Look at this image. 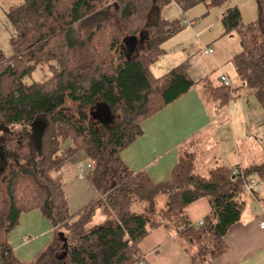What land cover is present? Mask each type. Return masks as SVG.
<instances>
[{"label": "trees", "instance_id": "trees-1", "mask_svg": "<svg viewBox=\"0 0 264 264\" xmlns=\"http://www.w3.org/2000/svg\"><path fill=\"white\" fill-rule=\"evenodd\" d=\"M227 1L24 0L10 9L14 53L8 57L0 50V193L9 199L0 264H25L7 236L33 210L55 227L52 245L33 264H140L141 243L159 228L178 238L192 264L226 252L227 234L246 209L243 186L254 175L264 178V163L238 166V175L225 167L201 175L185 147L170 181L155 184L146 173L131 170L121 152L141 137L143 121L199 84L188 76L186 63L161 78L151 72L165 53L164 43L182 29L166 20L164 8L176 3L185 12ZM221 22L222 36L239 34L242 51L232 62L240 85L209 87L212 103L225 110L248 91L264 109L262 11L255 25L244 26L241 11L227 8ZM127 38H139L143 51L131 54ZM37 71H47L46 78L28 83ZM36 124L44 130L41 141ZM80 152L91 161L85 175L98 198L71 214L63 186L51 173ZM202 198L211 213L194 224L187 209ZM98 214L103 219L96 224Z\"/></svg>", "mask_w": 264, "mask_h": 264}, {"label": "crops", "instance_id": "crops-1", "mask_svg": "<svg viewBox=\"0 0 264 264\" xmlns=\"http://www.w3.org/2000/svg\"><path fill=\"white\" fill-rule=\"evenodd\" d=\"M253 3L257 4L256 18L252 20L253 22L243 24L244 26L255 25L259 21L260 11L264 23V0H247L235 8L240 10ZM221 19L222 16L220 21ZM191 23L193 26H189L190 28L196 26L195 20ZM219 32L220 30L212 37L213 40L221 35ZM229 38L227 40L234 41V34L232 33ZM238 39L241 46L239 34ZM240 52L237 49L232 52L227 46L218 45L217 51H213L209 56L215 63L226 59L233 65L234 57ZM168 56L165 49L164 55L151 66V72L156 78L164 77L172 69L185 65L183 61L184 63L177 66L173 64L166 70L167 63L168 65L171 63L166 60ZM186 72L194 82L201 83L207 78L206 76L192 78L187 68ZM234 72L236 79L238 77L235 68ZM223 74L229 78L231 76L230 71L224 69L217 77L219 85ZM230 80L234 87L236 84L231 78ZM226 109L217 110L215 106L209 105L198 86H195L174 103L143 121V134L121 152V159L134 172L146 173L155 184L170 181L172 170L185 147L189 153L194 154L195 170L202 175L220 167L232 170L239 166L246 170L263 164L264 131L259 125L262 124L264 127V109L258 100L248 91H243L230 101ZM223 124L229 129L228 139L223 135L225 129L219 128V125ZM252 140L259 143L257 152L251 147ZM206 141L213 144L218 151L210 158H206V152L203 150ZM226 141L231 144L230 150L222 145V142ZM240 142L244 145V154L239 149ZM253 179L260 183L258 196L254 199L244 195L247 201L246 209L240 222L227 234L226 252L205 264H264V229L260 226L264 221V178L254 175ZM187 211L193 223L198 224L211 213V208L207 200L202 198L190 204ZM54 238L55 227L40 210H33L21 215L19 225L7 236V242L19 261L33 264L52 245ZM140 250L146 264H192L191 255L185 252L178 238L165 228L150 233L141 243Z\"/></svg>", "mask_w": 264, "mask_h": 264}, {"label": "rangeland", "instance_id": "rangeland-1", "mask_svg": "<svg viewBox=\"0 0 264 264\" xmlns=\"http://www.w3.org/2000/svg\"><path fill=\"white\" fill-rule=\"evenodd\" d=\"M244 1L247 0H228L225 4L212 8H208L206 4L200 3L185 10V12L181 10L178 4L171 3L163 10L166 20H168L170 23L178 22L179 25L181 24L182 26V29L179 31V33L172 38L173 40L169 39L164 44V48L169 55L166 60L171 62L170 65L167 63V66H165L166 70H169L170 66L173 64L177 66L185 61L186 67L188 65L187 70L192 78L197 79L200 78V76H206L207 78L197 86L207 103L212 106H215L216 102H214L215 105L212 103L213 98L211 97V93L208 88L219 85L217 77L219 76L220 72L224 71V69L230 71V78L234 81L233 83L236 84L235 86H239L240 82L238 78L234 79L235 72L230 61L227 62L226 59H224L223 62L216 61L215 63L212 57L205 54V50L211 49L216 52L218 45H224L227 46V48L232 52L235 49L239 50L240 52L241 46L239 45L237 31L232 32L235 37L234 41L227 40L230 39L229 37L232 35V33L222 36L224 33V27L220 21V17L226 8L235 7ZM23 2L24 0H0V50H2L8 57L12 56L14 53V50L11 46V39L16 33L14 27L8 21L7 13L10 11V9L22 6ZM240 10L242 15V25H246L248 22L255 20L257 14V4H250L243 9L240 8ZM186 19L188 21L195 20L196 26L193 28L185 26L183 23H185ZM217 19L219 20L218 22L216 21ZM203 29L206 30L202 33L201 31ZM218 30H220L219 33H221V35H219L217 39L213 40L212 37L217 34ZM112 31H114L113 33L118 39H120V41L123 40L124 36L122 34L118 33L114 28ZM142 43L143 42H140L138 38L136 43L137 45L135 44L136 47L131 49L128 48L131 54L137 55L143 51ZM222 56L224 57V55ZM46 76L47 71H37L32 75L31 78L27 79V82L30 83L32 81H42L44 78H46ZM223 125H219V128L225 129L223 135L225 136V139H228L229 129L227 125ZM259 126H262V131H264L263 125L261 124ZM69 145L70 143L66 142L62 146V150L67 149ZM222 145H224L227 150H230L231 144L229 141H226V143L222 142ZM203 147L204 152H206V158H210L211 156H214L216 153H218V151H216V147H213V144L211 145L207 141ZM251 147L255 152H257L259 149V143H256L254 140H252ZM239 149L244 154L245 150L242 142L239 144ZM90 164L91 161L86 156V154L80 152L73 158L65 161L51 173V177L59 181L63 186L64 194L68 201L69 211L71 214L79 213L86 204H88L92 199L98 197L96 188L86 177L89 171L88 165ZM83 168L86 171L85 177H83ZM8 202L9 199L7 193L3 190L0 193V239L3 237ZM102 219L103 218L100 217V214H98V218L96 217L95 223H100ZM191 249L195 250L193 248ZM58 253H62V251H59Z\"/></svg>", "mask_w": 264, "mask_h": 264}, {"label": "built area", "instance_id": "built-area-1", "mask_svg": "<svg viewBox=\"0 0 264 264\" xmlns=\"http://www.w3.org/2000/svg\"><path fill=\"white\" fill-rule=\"evenodd\" d=\"M185 23L188 25V26H192L193 23L189 22V21H185ZM213 53V51L211 49H206L205 51V54L206 55H211ZM220 82L221 84H223L225 87H231L232 86V83H231V80L230 78L223 74L221 75L220 77ZM88 168H90V165H88ZM84 171V174H83V177H85V173L86 171L84 170V168L82 169ZM240 173V170L239 169H234L233 171V175H238ZM259 186H260V183L258 180L256 179H250L248 181L245 182L244 186H243V191L242 193L244 194H248L249 196L255 198V196L258 194L259 192ZM203 221L200 222V224H202ZM261 228L264 229V221L260 224ZM140 264H146L145 261H142L140 262Z\"/></svg>", "mask_w": 264, "mask_h": 264}, {"label": "water", "instance_id": "water-1", "mask_svg": "<svg viewBox=\"0 0 264 264\" xmlns=\"http://www.w3.org/2000/svg\"><path fill=\"white\" fill-rule=\"evenodd\" d=\"M124 42L126 43L127 47H129V48H133L134 47L135 48L136 47L135 44L137 43V39H135V38H127V39H125ZM41 125L43 126V129H44L45 128L44 125L43 124H41ZM34 127H35V131H36L35 137H36V139L38 141H41L44 130L42 131V129L40 128V125H38V124L34 125ZM61 236L63 237L62 234H61Z\"/></svg>", "mask_w": 264, "mask_h": 264}, {"label": "flooded vegetation", "instance_id": "flooded-vegetation-1", "mask_svg": "<svg viewBox=\"0 0 264 264\" xmlns=\"http://www.w3.org/2000/svg\"><path fill=\"white\" fill-rule=\"evenodd\" d=\"M131 49V48H130Z\"/></svg>", "mask_w": 264, "mask_h": 264}]
</instances>
